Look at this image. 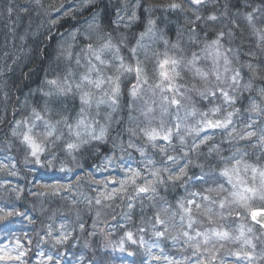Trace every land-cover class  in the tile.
<instances>
[{"label": "snow or ice", "instance_id": "obj_1", "mask_svg": "<svg viewBox=\"0 0 264 264\" xmlns=\"http://www.w3.org/2000/svg\"><path fill=\"white\" fill-rule=\"evenodd\" d=\"M206 2L207 0H189L193 6H201ZM35 3L41 8L44 7L41 0H35ZM73 3H76V0H73ZM93 4L94 0H79V5L76 8L65 3L60 4L59 7L49 5L45 14L49 17L50 26L55 27L60 19L75 18L82 10L93 6ZM140 7V0H136L135 3L124 0L121 8L116 9V18L111 23L117 27H131L140 20L137 13V9ZM245 7H249V5L246 4ZM65 8L68 10L65 11ZM152 8L165 11H184V6L176 2L149 5L146 11H150ZM224 8L225 11L221 15L226 17L228 15L227 3ZM259 11V8H255L244 15L253 35L257 37V48L264 51V47H262L264 46V28L256 27V14ZM7 12L11 15L13 8L8 7ZM53 14L56 19L51 18ZM193 15L195 20L189 21L192 24L202 20L206 23L215 22L219 19L215 14L203 17L195 10V7ZM85 24L87 25L86 30L96 32L97 39L102 42L98 45L95 41L90 42L81 50L84 53L85 71L80 74L79 79L76 80L70 70L63 76L57 75L51 80L46 79L45 84L50 86V90L44 93V96L49 98L44 106L39 111L36 108L32 109V119L14 120L9 124L11 137L18 140L25 149L26 162L33 166L46 162L45 166H47L59 159L56 148L58 142L63 139L62 132L57 135L61 125L76 141L66 145V149L70 152L78 151L93 141H104L108 135L109 126L100 124L96 117L90 115V110L95 105L97 116L101 105H106L111 109V112L117 111L120 108L122 95L121 76L134 73L136 82L128 92L130 98L128 110L129 121H135V123L125 131L129 136L127 148L135 149L140 153L142 158L140 165L134 167L130 159L125 160L123 156H117L113 152V155L105 157L103 172H108L110 168L119 169L121 173L119 177L111 175L95 179L91 173L86 174L97 189L98 195L94 198L96 205L103 203L105 207H110L109 203L104 202L120 199L121 201L127 200L128 208L132 209L137 200L141 201L143 207V199L146 198L156 209L152 217L154 222L150 221L155 242L148 244L142 236L137 240L134 238L133 232L127 231L120 242L121 251L124 250V241L127 240L144 248L147 253L145 264H255L257 260L264 261V251L256 252L257 245L254 243L256 238L251 227L241 224L232 231L225 223L232 217L234 207L243 210L247 216L248 210L252 207L251 202L255 200L264 202V164L248 162L246 159L248 153L235 147L241 141L252 144L254 148L260 150L257 160L264 159V87L257 90L259 102L255 99L252 100L247 109V112L255 114L257 119L249 118L248 122L244 123L239 130L234 121V116L239 112V109L225 111L220 106H213L206 111H198L192 107L185 111L184 118L179 115V110L185 107L182 101H191V96L185 95L187 92H196L204 99L219 96L222 98L223 104L232 107L243 91L252 90L253 82L256 79H264V76L260 75V65L264 64V60H259L256 52H249L246 54L249 60L242 62L239 59V49L224 47L222 41L225 37L231 38L234 35L232 29H229L227 32L219 31L215 39L207 42L205 48L201 50L206 53L204 58H211L212 61V67L207 71L198 66L201 61V56L198 53L192 52L191 58L188 59L183 55L179 42L168 49L167 41H164L166 50L163 53L153 52L151 57L146 55L144 61L137 59L134 65H126L123 57L116 55L119 48L113 45L111 33L103 31L98 14H90L85 20ZM233 24L235 25L234 21ZM155 28L156 21L149 18L145 31L140 33V39L137 41L139 47H143L141 41L145 36L155 34ZM79 32L80 29L77 28L70 33L62 34L63 43L58 44L56 50L57 60L64 59L71 63L75 59L76 65H80V54L73 51L74 45L68 43V39H66L67 37L75 41ZM190 33V38L195 37V28H192ZM88 39L91 41L92 36H89ZM106 52L114 53L111 60L105 59ZM132 52L135 55L136 49H132ZM9 55L7 52L4 53L6 59ZM253 61L258 62L253 63ZM148 62L152 63L151 70L146 66ZM234 62L239 66H234ZM109 68H114V74H108L107 69ZM245 68L248 73L247 83H243L242 72ZM181 69L186 70L193 80L199 79L205 84L211 80V86L201 90L195 84L188 88L187 85L178 83L183 79ZM146 92L150 93L152 97H159L160 118L155 115L156 109L153 107L156 104L155 99L151 104L148 101L144 102L145 106L140 111V116L143 117L142 121L131 115L136 110L135 105ZM68 94H78L81 104L75 124L69 123L67 116H61L54 123L51 119H46V115L50 116L56 111L50 105L56 104L58 98ZM7 95L4 93L5 99H7ZM24 103L27 104V100ZM172 106L176 107L177 113L174 120L170 124H166L163 116L169 113ZM111 112L106 117L107 120L111 119ZM197 117L199 119H196ZM188 118L194 119L195 124H187L185 121ZM41 126L43 130H39ZM214 130L225 132L227 141L233 145L234 150H231L230 155L225 156L222 155L224 149L218 144H213L208 149V154H215L217 164L220 166L213 168L210 173L202 171L200 176H189L190 167L203 169V165L194 163L192 156H199L201 146L212 141L213 137L208 133ZM181 132L184 135H181ZM187 137H191V143ZM174 138L178 141L180 152L169 154L170 151L176 152V146L173 144ZM135 140H142L143 144H137ZM253 141L254 143H252ZM115 147H120L122 153L127 152L123 144H114ZM149 149L159 154V161L148 154ZM128 155L131 156L130 153ZM0 166L7 167V165ZM96 171H101V169L98 167ZM80 180L81 178L77 177V185ZM221 180L223 183L219 182ZM189 181L207 185V187H204L202 191H187ZM225 184L228 187H225ZM168 185L185 188L187 193L184 198L176 201L175 208L163 197H159V189L166 188ZM40 187L45 190L41 191L40 195H57L65 190L70 192L74 185L70 183L41 185ZM12 191L17 193V199H19V190L12 189ZM92 203L93 200L89 199L88 204L92 205ZM73 204H75L74 200ZM97 215L99 216V212ZM238 215L239 212H237ZM250 216L255 225L264 229V212L252 211ZM25 220L30 225L35 223L34 217L28 211L21 212L14 202L0 197V261H5L6 264H25L23 258L26 257L29 250L26 245L31 246L32 240L28 237L27 232L17 234L16 230L17 222L22 223ZM80 228L83 230L84 225L80 224ZM139 231L144 232L145 229L140 228ZM70 235L65 223L59 224L56 228L52 223H49L45 226L44 235L39 238L36 247L39 249L41 244L51 243L55 250L58 246L65 245L69 241ZM164 239H170L173 246L178 248L177 256L179 258L165 253L164 248L160 245V241ZM229 244H238L239 248H229ZM154 250H157L158 254H155ZM58 256H60L58 251L45 253L40 250L39 264H61ZM89 264H103V262L93 260Z\"/></svg>", "mask_w": 264, "mask_h": 264}, {"label": "trees", "instance_id": "obj_2", "mask_svg": "<svg viewBox=\"0 0 264 264\" xmlns=\"http://www.w3.org/2000/svg\"><path fill=\"white\" fill-rule=\"evenodd\" d=\"M135 2L136 0H130V3ZM173 2L182 4L184 11H165L157 8L146 11L149 5ZM41 3L43 8L37 6L35 0H0V165H7L6 168L0 166V197L14 202L19 211H28L35 219V223L31 225L26 220L16 224L17 234L27 232L28 237L32 240L31 246L26 245L29 250L26 257L23 258L24 262L25 264H39L41 259L39 251L43 250L45 253L58 251L60 256L57 258L61 260V264H78V261L80 264H89L93 260L102 261L103 264H145L147 253L143 247L125 240L124 250L121 251L120 242L125 232L131 231L135 239L139 240L142 236L148 244L154 243L155 237L150 221H152L156 209L151 206L146 198L143 199V207L141 201L137 200L132 209L128 208L127 200L121 201L120 199L104 202L109 203L110 207H105L103 203L96 205L94 198L98 195L97 189L86 175L91 173L95 179H102L111 175L119 177L121 175L119 169L110 168L108 172H103L104 159L106 156L113 155V152L117 156H123L125 160L130 159L134 167L140 165L142 159L140 153L135 149L127 148L129 136L125 131L126 128L134 126L135 123V121H129L128 110L130 99L128 92L136 82L135 74L121 76L122 95L120 108L117 111L111 112V109L106 105H101L97 116L95 105L90 110V115L96 117L100 124H108L109 131L105 140L102 142L93 141L78 151L70 152L66 149V145L75 141L67 129L61 125L57 135L62 132L63 139L58 142L56 148L59 159L53 164L45 166V162L33 166L26 162L25 149L18 140L11 137L9 124L14 120L32 119V109L36 108L39 111L44 106L46 100L49 99L44 96V93L50 90V86L45 84L46 79L51 80L57 75L63 76L70 70L75 75V79L78 80L80 74L85 71L84 53L81 50L90 42L95 41L97 45L102 42L97 39L98 34L96 32L86 30L85 20L90 14H98L103 25V31L111 33L113 45L119 48L116 55L123 57L126 65L137 59L144 61L145 56L151 57L153 52H164L166 50L164 41H167L168 49L179 42L183 55L188 59L191 58L192 52L198 53L201 56L198 66L207 71L212 67V61L211 58L205 59L206 53L201 50L205 48L207 42L215 39L219 31L227 32L229 29H232L234 35L231 38L225 37L222 41L224 47L239 49V59L242 62L249 60L246 55L249 52H256L259 60H264V51L257 48V37L253 35L244 15L246 12L259 8L260 11L256 14V27L263 28L264 23L261 21H264V0H207L201 6H193L189 0H140L141 7L137 9L140 20L129 28L117 27L111 23L116 18V9L121 8L124 0H94L93 6L82 10L75 18L64 17L60 19L55 27L50 26L49 17L45 14L48 6L59 7L60 4L65 3L76 8L79 5V0H76V3H73V0H41ZM226 3L228 4V15L225 17L221 13L225 11L224 5ZM246 4L249 7H245ZM8 7L13 8L11 15L7 12ZM194 7L203 17L215 14L219 19L208 23L203 20L197 21L195 24L189 23V21L195 20ZM64 10L67 11L68 8ZM51 18L56 19L55 14ZM149 18L156 21L155 34L150 37L147 36V39L144 38L141 41L143 47H139L137 41L140 39V33L145 31ZM77 28L80 29V32L77 33L75 41L67 37L66 39H68V43L74 45L73 51L81 56L79 66L76 65L75 59L71 63L64 59L57 60L56 51L58 44L63 43L62 34L70 33ZM192 28H195L196 35L190 38ZM50 36L51 39H49ZM89 36H92L91 41L88 39ZM134 48L136 49L135 55L132 52ZM5 52L10 54L7 59L4 56ZM113 55L112 52H106L105 59L111 60ZM257 62L253 61V63ZM146 66L151 70L152 63L148 62ZM234 66L238 67L239 65L234 62ZM260 69V75L264 76V64L260 65ZM107 72L109 75L114 74V68L107 69ZM181 74L183 79L179 80L178 83L187 85L188 88H191L193 84L201 90L211 86V80L205 84L199 79L193 80L187 72ZM242 75L244 76L243 83H247L246 68ZM261 87H264V79H256L253 82L252 90L243 91L232 107L223 104L222 98L219 96L204 99L196 92H187L185 95L191 96V101H182L185 107L179 110V115L184 118L185 111L192 107L198 111H206L213 106H220L225 111L239 109V112L234 116L235 126L239 130L244 123L248 122L249 118L257 119L256 115L247 112V109L252 100L255 99L259 102L257 90ZM181 90L183 91V89ZM4 93L8 94L7 99H5ZM147 95L149 93L146 92L135 105L136 110L131 113L133 117H137L141 121L143 117L140 116V111L145 106L144 102L147 100L145 99ZM26 100L27 104L24 103ZM50 107L56 111L50 116L46 115V119H51L54 123L61 116H67L69 123L75 124L81 104L78 94H68L58 98V102L50 105ZM110 112L111 119L107 120L106 117ZM176 113V107L172 106L169 113L164 115L167 116L165 122H172ZM156 117L160 118V116ZM185 122L189 125L195 124V120L192 118H188ZM39 130H43L42 126ZM208 134L213 137L212 141L201 146L199 156H192L195 164L204 167L203 169L190 167L189 176H200L202 171L210 173L213 168L220 166L217 164L216 155L208 154V149L213 144H218L224 149L222 155L225 156L230 155L231 150H234L233 145L227 141L226 133L222 130L209 131ZM181 135L184 133L181 132ZM187 139L191 143V137H187ZM135 143L142 145L143 141L135 140ZM114 144H123L127 152L122 153L120 147L114 148ZM173 144L176 146V152L170 151L169 154H178L180 148L175 138ZM235 147H239L248 153L246 157L248 162L264 164V159L257 160V156L260 155L259 148H254L252 144L243 141ZM128 153L131 154L130 157ZM148 154L155 160H160L159 154L153 150L149 149ZM98 167L101 171H96ZM77 177L81 178L78 185ZM219 182L223 183L222 180ZM70 183L74 185L70 192L65 190L57 195L39 194L41 191H45L40 187L41 185H66ZM204 187L207 185L189 181L187 191H202ZM12 189L19 190V199H17V193ZM186 195L185 188L178 186L168 185L166 188L159 189V197H163L173 208H175L176 201ZM89 199L93 200L92 205L88 204ZM73 200L75 204H73ZM251 204L252 207H256L255 205L257 207L264 206V202L256 200ZM98 212L99 216L97 215ZM237 212H239L238 216ZM241 218L245 219L242 221H249L248 215L245 216L243 210L234 207L232 217L225 222L226 226L233 231V227ZM49 223H52L54 228L65 223L68 232L71 234L70 239L65 245L58 246L55 250L51 243L41 244L40 248L37 249L36 244L39 238L44 235L45 226ZM80 224L84 225L83 230H81ZM254 227L256 230L261 229L258 225H254ZM140 228H144L145 231L140 232ZM160 245L168 255L177 256L178 248L173 246L170 239L161 240ZM256 245L257 253L264 251V233L257 234ZM228 247L236 249L232 244H229ZM154 253L158 254V251L154 250ZM81 258L83 259L81 260ZM177 258L179 257L177 256ZM255 264H264V261L257 260Z\"/></svg>", "mask_w": 264, "mask_h": 264}, {"label": "rangeland", "instance_id": "obj_3", "mask_svg": "<svg viewBox=\"0 0 264 264\" xmlns=\"http://www.w3.org/2000/svg\"><path fill=\"white\" fill-rule=\"evenodd\" d=\"M262 26V25H261ZM263 27V26H262ZM264 28V27H263ZM151 36V35H150ZM149 36V37H150ZM147 36H145L144 38H146ZM147 39V38H146ZM163 53V52H162ZM132 63H131V65H134L135 64V62H136V60H134V61H131ZM201 66V65H200ZM221 71H222V69H221ZM186 72V70H184V69H181V73H185ZM122 83V82H121ZM120 87H121V84H120ZM97 95H99V93H97ZM145 99H147V100H145V101H148V103L149 104H151L152 103V100L153 99H155L156 100V104L155 105H153V107H155V109H156V116H160V107H159V104H160V101H159V97L157 96V97H152L151 96V94L149 93V95H147L146 97H145ZM167 118V116H164L163 117V119L165 120ZM171 123V121H169V122H166V124H170ZM73 140H74V138H73ZM75 141V140H74ZM76 142V141H75ZM227 185V184H226ZM226 187H228V185L226 186ZM256 201H259V200H256ZM254 205V204H253ZM256 207H252V208H250L249 210H248V217H249V221H242V220H245L244 218H241V220L239 219L238 220V223H236L235 224V226L233 227L234 229H233V231L234 230H236L237 228H238V226L239 225H241V224H244V225H246L247 227H251L252 229H253V235H254V237L256 238V239H254V243H256L257 242V234H259L260 232H262V233H264V229H260V230H256L255 229V227H254V222H252L251 221V216H250V213L252 212V211H259V210H263L264 211V206L263 207H257V205H255ZM230 230V229H229ZM233 245V244H232ZM235 247H236V249L239 247L238 246V244L237 245H234ZM229 248H231V247H229ZM3 263H5L6 264V262L5 261H0V264H3ZM133 264V263H132Z\"/></svg>", "mask_w": 264, "mask_h": 264}, {"label": "water", "instance_id": "obj_4", "mask_svg": "<svg viewBox=\"0 0 264 264\" xmlns=\"http://www.w3.org/2000/svg\"><path fill=\"white\" fill-rule=\"evenodd\" d=\"M256 212H264L263 210H259V211H256Z\"/></svg>", "mask_w": 264, "mask_h": 264}]
</instances>
